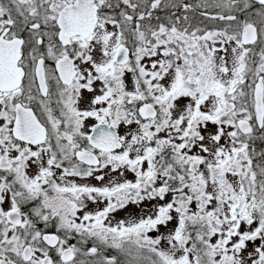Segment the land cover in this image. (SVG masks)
<instances>
[{"label": "snow or ice", "instance_id": "obj_1", "mask_svg": "<svg viewBox=\"0 0 264 264\" xmlns=\"http://www.w3.org/2000/svg\"><path fill=\"white\" fill-rule=\"evenodd\" d=\"M0 264H264V0H0Z\"/></svg>", "mask_w": 264, "mask_h": 264}]
</instances>
